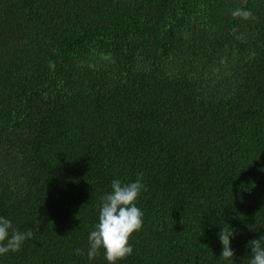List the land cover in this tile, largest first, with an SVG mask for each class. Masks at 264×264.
I'll list each match as a JSON object with an SVG mask.
<instances>
[{"label":"trees","instance_id":"16d2710c","mask_svg":"<svg viewBox=\"0 0 264 264\" xmlns=\"http://www.w3.org/2000/svg\"><path fill=\"white\" fill-rule=\"evenodd\" d=\"M139 173L143 226L116 264H250L264 0H0V217L33 232L0 264H108L88 236L112 181Z\"/></svg>","mask_w":264,"mask_h":264},{"label":"clouds","instance_id":"9594fccd","mask_svg":"<svg viewBox=\"0 0 264 264\" xmlns=\"http://www.w3.org/2000/svg\"><path fill=\"white\" fill-rule=\"evenodd\" d=\"M233 18L245 21L253 19L249 10L237 8L231 12ZM235 31V30H234ZM143 173H139L135 181L122 183L114 179L111 183V192L101 198L98 222L88 236L87 257L94 259L100 250L108 264H116L132 254L129 240L143 226L144 213L136 206V201L146 187L142 182ZM11 230V235H10ZM235 230L226 224L219 233V242L222 245L220 258H233L234 252L230 248V240ZM33 237V232H21L13 228L10 219L0 217V255L19 251L22 244ZM251 249L250 264H264V237L249 242ZM80 255L81 250L77 249Z\"/></svg>","mask_w":264,"mask_h":264}]
</instances>
